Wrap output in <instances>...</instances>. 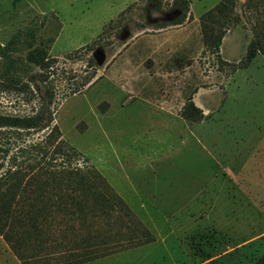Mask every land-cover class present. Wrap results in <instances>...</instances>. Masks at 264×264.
Instances as JSON below:
<instances>
[{"label":"rangeland","instance_id":"1","mask_svg":"<svg viewBox=\"0 0 264 264\" xmlns=\"http://www.w3.org/2000/svg\"><path fill=\"white\" fill-rule=\"evenodd\" d=\"M187 1L185 21L173 26L183 0H0V46L35 26L51 62L40 70L21 49L9 70L0 59V117L39 116L43 126L0 125V180L54 169L53 127L81 168L106 173L116 154H150L161 162L136 166L135 188L163 199L143 196L153 205L141 206L123 193L153 237L141 262L253 264L264 253V56L239 65L252 38L244 0L218 56L203 47L199 18L220 0ZM188 98L200 120L182 115ZM55 222L46 230L54 239L27 255L32 264L73 258Z\"/></svg>","mask_w":264,"mask_h":264},{"label":"trees","instance_id":"2","mask_svg":"<svg viewBox=\"0 0 264 264\" xmlns=\"http://www.w3.org/2000/svg\"><path fill=\"white\" fill-rule=\"evenodd\" d=\"M236 1L220 0L199 18L203 47L216 56L223 36L239 21ZM188 12V1L183 0L181 16L169 25H181ZM242 14L252 33L239 62L246 67L258 54L264 56V0H244ZM36 33L37 27H26L0 46V59L8 61V70L13 64L11 53L20 49L25 51L24 61L28 64L40 70L50 67L47 51L36 45ZM182 115L195 120L203 117L191 98L182 107ZM40 124L39 116L0 117V125L9 127L43 128ZM50 138H53L52 160H56L54 169L44 167L36 173L33 168L28 172L21 170V176L13 173L7 182L0 180V235L21 264H32L27 255L45 249L54 239V233L50 235L46 230L55 219V232L60 238L58 245L63 243L76 248L73 258L62 264H83L153 242L150 232L94 167L81 168L72 163L79 160V154L61 142L55 127L47 140ZM253 264H264V253Z\"/></svg>","mask_w":264,"mask_h":264},{"label":"crops","instance_id":"3","mask_svg":"<svg viewBox=\"0 0 264 264\" xmlns=\"http://www.w3.org/2000/svg\"><path fill=\"white\" fill-rule=\"evenodd\" d=\"M166 106L170 107L171 109H174L171 103H167ZM168 111L172 112V110H168ZM149 155L150 154H127V153L126 154H122V153L116 154L115 156H118V158L121 161L114 163V170L111 171L109 169L108 170L106 169L107 170L106 173H104L103 171H99V173L106 180L109 186L114 190V192L121 198L124 204L129 208H131L132 204H134L133 203L134 201L130 203L129 201H131V198L126 197V195L123 194L125 192L128 193L129 196H134L135 198L138 197L139 201H136V202L138 204H141V206H143L144 203L150 204L152 206L153 204L149 203L148 201H151L153 199L155 200L157 199L161 201L163 199L162 196L160 198V196L154 193H151L149 195H146L144 193L142 195V193L140 192L141 194L138 195L137 193L138 191L135 188L136 186L133 181V176L136 173L135 171H137L136 166H138L143 161L148 164L159 163V161L154 162L155 160H152V158L153 159H158V158H154ZM156 188L157 186L154 188V190H156ZM169 188L170 186L167 185L165 188L163 187L162 189L168 190ZM143 196H145L146 198L149 197L148 201H143L142 199L144 198ZM147 215H148L147 219L145 218L142 219L141 220L142 222H148V220H151V216L149 214ZM153 243L154 241L146 245L138 246L133 249L121 251L118 253H113L108 256L98 258L96 260L86 262L83 264H103L102 263L103 261H108V263H104V264H140L141 260L137 256H139L141 251H143L142 249L150 247V245H152ZM128 254H132L131 260L128 258H119L122 256H126ZM130 261L131 263H127ZM141 263L144 264L143 261ZM150 263H152V260H148V262H145V264H150ZM0 264H20V262L18 258L14 255V253L11 251V249L5 246V247H0Z\"/></svg>","mask_w":264,"mask_h":264}]
</instances>
